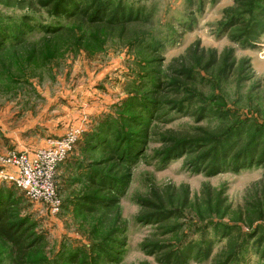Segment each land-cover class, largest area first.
<instances>
[{"label":"rangeland","instance_id":"374dc122","mask_svg":"<svg viewBox=\"0 0 264 264\" xmlns=\"http://www.w3.org/2000/svg\"><path fill=\"white\" fill-rule=\"evenodd\" d=\"M46 1L0 0V23L25 15L49 20L52 9L44 8ZM122 4L140 10V19L111 28L64 21L69 29L62 34L36 30L0 52V173L10 172L9 160L17 153L33 159L72 129L84 132L58 168L57 212L16 192L18 219L40 241L28 264H166V258L160 259L164 253L155 254L158 248H174L187 238L199 244L204 231L196 228H207L212 239L215 225L236 227V232L216 241L209 256L185 264H219L239 233L237 245L244 236L257 234L247 244L246 257L248 264H264L254 256L256 249L251 251L257 242L264 248L259 243L264 237V164L209 174L187 158L202 153L203 143L165 166L157 159L180 141L212 144L233 132L240 148L250 134L264 132V32L241 41L247 22L223 28L233 14L249 11L245 0ZM191 74L196 81L186 79ZM159 79L162 94L152 98L167 103V111L152 112L145 157L130 163L118 155L116 136L106 133L99 139L100 130L108 120L121 118L127 103L144 100ZM183 101L185 109L176 105ZM202 104L205 114L196 112ZM233 121L243 123L240 132L232 129ZM145 128L124 129L139 134ZM105 173L120 182L110 193L114 203L82 210L85 197L106 196L90 185L101 182L97 176ZM2 186L13 187L0 180ZM114 243L108 250L118 253L109 262L99 250ZM0 264H15L11 247L1 239Z\"/></svg>","mask_w":264,"mask_h":264},{"label":"trees","instance_id":"16d2710c","mask_svg":"<svg viewBox=\"0 0 264 264\" xmlns=\"http://www.w3.org/2000/svg\"><path fill=\"white\" fill-rule=\"evenodd\" d=\"M245 1L248 5L247 7L249 11L241 15L233 14L223 25V28L230 29L236 21H239L242 25L247 22V36L240 39L241 41L255 39L260 33L264 32V0ZM44 8L52 9L48 11V13L50 12L51 17L49 20H43L42 18H37L33 15H25L17 18H9L6 22L0 23V52L4 51L6 48L17 46L22 42H25L36 30L42 33H52V35L59 33L62 34L69 29L64 21L68 23L76 22L83 26L87 24V26L90 27H98L101 25L109 26V28L124 27L138 19L139 15L142 14L140 10L136 11L135 8L127 9L124 7L122 0L118 3H116L115 0H48L44 4ZM68 32L72 33L73 31ZM96 39H98L97 36L94 40ZM81 41V37L77 38V44H80ZM138 42H140V40ZM156 43L158 44V42ZM186 79L196 81L197 77H195V74H191L187 75ZM163 87L164 84L160 79L155 81L152 90L145 94L144 100L141 101L140 98L137 99L135 103H127L123 110L124 114L122 117L115 121L108 120L107 123H105L106 127L104 130H100L99 139H103L107 134L116 136L117 141H119L117 144L118 150H116L118 155L122 154L121 157L123 160L127 159L128 161H131L130 163H133L136 159L145 157V144L148 139L146 130L151 126L154 117L151 114L152 112L154 113V111H157L158 113H165L167 111V103H162L158 97H155L156 100L152 98L154 95L160 96ZM149 97H151V99ZM191 101H194V99ZM184 103L186 102L183 101L176 105L185 109L186 107ZM206 109L207 106L202 104L196 112L205 114ZM146 115H149L150 117H146ZM146 120L148 121L147 124H145ZM233 123L234 126L232 129L237 127V130L240 132L241 129H239V127H241L243 123L238 121H233ZM144 125L146 126L145 130L142 129V132L139 134L128 132L124 129L130 126L131 128L138 129ZM263 133L264 132L260 130V132L250 134L251 137L248 142L240 148V144L234 142V137L232 136L233 132H228L226 134L227 137L224 140H215L216 142L212 144L210 143L212 141H180L167 150L160 152L157 159L163 166H165L171 159L182 156L185 151L189 149L193 150L203 143V145H201L204 147L202 153L195 157H187H191L189 165L194 167L203 166L204 169H207L209 174H216L226 169L243 170L251 166L264 164ZM107 143L106 147L110 148L113 141ZM88 145L93 144L88 143ZM97 149H100V147ZM97 179L101 182L97 183L93 180L90 182V185L100 187V190H103L106 193V196L99 198L93 196L85 197L81 202V205H83L82 210H90L91 207L94 206L100 208L101 206H109L107 204L112 205L114 203V198L110 197V193L115 191L116 185L120 182H117L116 177L108 175L107 173H105L104 176L98 175ZM121 183L123 184L122 181ZM16 192L17 189L14 186L11 188L5 186L0 187V239L11 247V253L15 258V264H28L30 263L29 259L33 256V248H35L36 245H39L40 243L38 242L40 241L34 240L33 235L26 226V222L18 219L16 212L18 210L17 207L21 204V199H19ZM158 216L155 217L159 218ZM211 228L214 231L213 235H215L212 239L210 237L211 232H209L207 228L206 230L196 228V232L201 233L204 231L200 242H198L199 244L194 242L193 244L190 242L191 240L187 238L178 246H174V248H158L155 251V254L164 253L160 259L166 258L164 261L166 264H185L189 259L196 258L199 255L202 257L209 256V253H212L213 251L216 241H220L223 237H230L236 232V227L231 228L228 226L215 225L211 226ZM256 235L257 234L244 236L241 242L242 244L237 245L235 241L240 239L241 234L239 233L235 240L229 243V245H233L231 251L219 264H248L249 259H247L246 256L248 255L250 248L247 244L249 243L250 238L253 239ZM261 242H264V237L259 240V243ZM201 244L202 246L200 247L199 245ZM258 245L257 242L252 246L251 251L253 252V250L256 249L254 256H258V258L264 261V248H258ZM115 246H117V243H114V246H107V249L102 248L99 250L109 262L113 261L118 250L115 248V253L112 254L108 249Z\"/></svg>","mask_w":264,"mask_h":264},{"label":"built area","instance_id":"2783aa9c","mask_svg":"<svg viewBox=\"0 0 264 264\" xmlns=\"http://www.w3.org/2000/svg\"><path fill=\"white\" fill-rule=\"evenodd\" d=\"M83 133L79 128L72 129L48 149L38 150L33 159L25 153H17L9 160L7 168H10V172H1L0 180L12 184L29 198L50 204L57 212L60 207L57 171L77 146Z\"/></svg>","mask_w":264,"mask_h":264}]
</instances>
